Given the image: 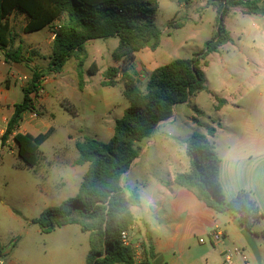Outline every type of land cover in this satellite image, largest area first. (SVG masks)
<instances>
[{
  "label": "rangeland",
  "instance_id": "1",
  "mask_svg": "<svg viewBox=\"0 0 264 264\" xmlns=\"http://www.w3.org/2000/svg\"><path fill=\"white\" fill-rule=\"evenodd\" d=\"M157 1L155 22L161 31L160 45L155 51L144 49L137 53L132 64L133 75L142 90L155 67L174 59L192 57L204 49L216 31V10L204 0ZM17 21L12 27L18 35L14 38L13 50L19 48L22 58L33 60L34 69L48 79L38 93L35 122L50 125L53 130L39 145L34 167L22 165L11 139L4 146L0 144V247L7 250L5 256L32 259L39 264L55 256L70 259L52 264H84L88 251L87 233L77 225L43 232L33 219L44 209L56 207L75 196L87 170L86 164L70 165L72 159L78 157L76 142L84 137L108 140L115 119L128 106L122 96V84L114 88L99 84L103 72L117 66L114 56L118 53L119 40L112 37L87 44L83 81L89 82V89L94 93V98L88 100L77 88V62L68 60L61 74L54 78L55 74L46 71L51 44L43 41L39 47L31 49L35 45L31 39L43 40L46 29L26 34L23 41L22 26ZM171 21L177 25L169 26ZM224 26L232 41L222 44L217 52L200 61L205 77L204 90L191 96L187 102L175 105L171 118L159 124L150 138L136 144L138 160L125 182L147 180L145 170L154 176L165 175L168 167L177 172L188 171L190 161L186 148L194 132L207 135L208 130L224 126L226 129L214 138L207 136L213 145L221 144L224 149L228 132L244 130L255 133L259 145L264 148V17L231 12L225 17ZM23 71L15 76L17 84L11 87L12 99L16 103H20L23 97L21 87L32 77L28 69ZM23 76L28 80H22ZM32 96L35 99L36 96ZM93 101L97 110L92 118L109 115V133L94 135L86 131L82 118L90 114L86 109ZM28 115L25 113L20 126L31 132L32 121L29 123ZM218 122L223 125L218 126ZM245 250L247 262L257 264L249 255L252 253L248 247ZM261 264H264L263 258Z\"/></svg>",
  "mask_w": 264,
  "mask_h": 264
},
{
  "label": "trees",
  "instance_id": "2",
  "mask_svg": "<svg viewBox=\"0 0 264 264\" xmlns=\"http://www.w3.org/2000/svg\"><path fill=\"white\" fill-rule=\"evenodd\" d=\"M216 10V31L204 49L190 58L174 59L156 67L148 76L144 90L138 86L132 73L135 54L143 49L156 50L161 31L155 18L157 0H0V50L5 62L21 63V52L13 50L14 38L8 24L12 13L27 18L23 33L51 28L54 39L46 71L59 74L65 63L77 62V86L82 90L83 66L87 59L86 46L91 40L117 38L116 67L102 74L103 87L123 85L122 96L128 103L120 118L114 122L113 133L107 141L84 137L76 142V165L87 164L77 193L56 207L44 209L33 223L43 232H51L67 225H77L88 234V251L84 264H133V252L123 244L122 232H128L135 223L132 208L139 205L136 190H127L123 175L138 157L136 144L151 137L159 123L171 118L175 105L185 103L194 94L204 90L205 77L200 61L218 48L231 42L224 26L231 12L264 17L262 0H205ZM169 26L177 25L173 21ZM30 81L21 88L23 97L14 105L1 135L0 144L8 139L17 147V156L24 167H34L39 156V145L51 130L36 137L17 131L25 113L35 112L34 99L38 96L41 73L29 68ZM94 71H91L93 73ZM119 77V78H118ZM214 129L208 134L192 133L186 148L190 168L177 173L174 184L191 191L197 199L217 213L229 217L239 215L241 222L251 228L263 217L249 191L240 190L227 200L219 183L220 160L213 143ZM151 253V239L147 235L143 261Z\"/></svg>",
  "mask_w": 264,
  "mask_h": 264
},
{
  "label": "crops",
  "instance_id": "3",
  "mask_svg": "<svg viewBox=\"0 0 264 264\" xmlns=\"http://www.w3.org/2000/svg\"><path fill=\"white\" fill-rule=\"evenodd\" d=\"M17 20L20 21V25L23 28L27 18L24 14L12 13L9 15L8 24L13 38L18 37L17 32L12 28L18 22ZM44 29L47 31L45 38L39 40L33 37L31 40L35 45L31 46V49L39 47L43 41L52 45L54 39L52 29ZM26 34L30 33H23V41L26 40ZM93 42L94 40H91L88 43ZM14 44L15 42L13 41V49H15ZM18 49L19 48H16V50ZM136 54L134 62L136 61ZM49 56L47 57L48 63ZM34 67L35 62L30 58L23 60L21 63H7L4 59V51L0 50V138L6 128L8 119L14 111V105L17 104L16 101L12 99L11 94L12 85L17 84L15 76L19 73L23 74L25 68L29 70V68ZM59 74H55L54 78ZM101 80H103L102 75ZM101 82L102 81L99 82L100 85ZM3 87L5 89H3ZM78 91L85 95L88 100L94 98V93L89 89V82L87 81H84L82 90L78 89ZM32 95L33 94H31V96ZM32 98L34 99L33 96ZM96 100H98V98L95 99V102ZM38 101L39 98L36 96L34 99L35 108ZM95 102L89 103L86 112L90 114L82 118L83 125L87 132L94 135L100 132L109 133V115L92 118L94 112L97 110ZM24 117L25 114L23 118ZM28 118H30L29 115ZM28 118L27 120L29 123L32 121L30 123L33 128L31 129L32 131L30 132L26 128H21L19 124L17 129L18 132L28 133L36 137L49 130H53L50 125L37 124L35 119L33 120L30 118V120ZM165 122L166 121H163L159 124ZM91 124L93 125L91 126ZM220 125L223 124L218 122V126ZM225 129L224 126L220 127L218 130L214 129V134L211 138L219 135L218 133ZM36 133H38V135H35ZM225 144H227V146L224 149H222L221 144L214 145L215 152L220 160L219 183L222 193L227 200L233 198L240 190H246L251 193L263 217L259 222L254 224L250 230L258 246L260 257L264 259V148L259 145V140L255 133H248L244 130H241L239 133L234 129L228 132L225 135ZM77 158L78 157L73 158L70 162L72 167L76 166L75 161ZM137 160L138 158L133 161L129 171L123 175L122 183L127 190H136L139 195V205L132 208L135 223L129 229L128 237L132 246L141 245L144 251L147 235L150 236L151 253L147 256V264H222L223 256L227 252L231 253L232 264H241V261H245V264H252L247 262L245 255V247H247V245L240 235L239 230L232 224L233 217H229L225 213L215 212L197 199L191 191L175 186V174L187 171L183 170L177 172L174 168L168 167L166 173H164L165 175L154 176L145 170L144 173L148 176L147 180L139 182L135 179L129 183L127 181L125 182L126 176ZM234 217H239V215H235ZM215 229H218L219 232L223 234L218 241H213L210 237V232ZM201 239H203V242L199 241ZM232 247L234 249L230 251ZM3 250L6 254L7 250L5 248H3ZM235 250H238V252H235ZM249 255L251 256L252 254ZM242 256L245 257V260ZM233 257H235V259H233ZM64 259L70 258L55 256L51 257L47 262H44V264L57 263L59 260ZM39 263L40 262L36 260L16 259L7 255L4 256L3 261V264Z\"/></svg>",
  "mask_w": 264,
  "mask_h": 264
},
{
  "label": "built area",
  "instance_id": "4",
  "mask_svg": "<svg viewBox=\"0 0 264 264\" xmlns=\"http://www.w3.org/2000/svg\"><path fill=\"white\" fill-rule=\"evenodd\" d=\"M21 79L24 81L28 80L26 76H23ZM47 81H48V79L46 77H44V76L40 77V79L38 80L39 92L42 91L41 86L44 85L45 83H47ZM29 117L34 120V119L38 118V115L35 112H29ZM222 236H223V234L221 232H219L218 229H215V230L210 232V237L213 241L220 240ZM121 239H122V242L124 245L129 246L132 249L133 264H141L143 261V248H142V246L141 245L132 246L129 242L128 232H122L121 233ZM199 241L203 242L202 239ZM235 252H238V250H235ZM4 256H5V251L3 250V248L0 247V264H3ZM242 257L245 260V257L244 256H242ZM222 264H232L230 252H227L224 254Z\"/></svg>",
  "mask_w": 264,
  "mask_h": 264
},
{
  "label": "water",
  "instance_id": "5",
  "mask_svg": "<svg viewBox=\"0 0 264 264\" xmlns=\"http://www.w3.org/2000/svg\"><path fill=\"white\" fill-rule=\"evenodd\" d=\"M232 224L239 230L240 235L245 241L247 247L249 248L252 256L257 264H261V257L259 253L258 246L255 242L254 236L250 230L247 228L240 220L239 217H233Z\"/></svg>",
  "mask_w": 264,
  "mask_h": 264
}]
</instances>
